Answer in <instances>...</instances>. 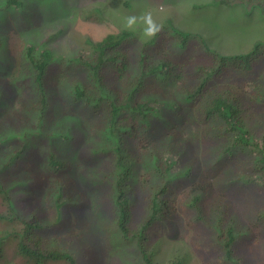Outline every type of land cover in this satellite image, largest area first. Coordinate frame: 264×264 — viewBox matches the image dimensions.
Masks as SVG:
<instances>
[{
	"label": "trees",
	"instance_id": "1",
	"mask_svg": "<svg viewBox=\"0 0 264 264\" xmlns=\"http://www.w3.org/2000/svg\"><path fill=\"white\" fill-rule=\"evenodd\" d=\"M209 3L242 7L241 20L253 23L245 34L256 30L250 48L216 55L198 31L180 32L177 45L142 42L119 24L95 41L83 36L71 56L53 53L52 36L9 51L12 71L0 75V261L154 264L146 230L180 216L205 264H254L264 233V0ZM1 4L21 10L24 0ZM84 143L85 156L76 151ZM181 181L188 187L175 194ZM106 222L110 236L94 241Z\"/></svg>",
	"mask_w": 264,
	"mask_h": 264
},
{
	"label": "rangeland",
	"instance_id": "2",
	"mask_svg": "<svg viewBox=\"0 0 264 264\" xmlns=\"http://www.w3.org/2000/svg\"><path fill=\"white\" fill-rule=\"evenodd\" d=\"M4 0H0V4ZM211 0H24L23 9L19 10V5H11L10 9L4 7V4L0 5V27H4L0 34V75L3 69H7V72L12 71V65H10L9 57L12 61L14 59V49L20 45V41L30 40V42L39 43L45 38L52 36L48 42V47L53 53H59L64 56H71L78 48H83L82 41L84 37L90 35L92 40L101 38L104 31H107L105 26L114 28L125 27V19L130 15H134L138 18L137 24L133 29L129 31L136 34H141L145 27L142 17L146 14H151L153 21L161 26L170 25L173 30L189 32L198 31L201 35H204V40L208 46L212 49L225 55L224 52H235L238 50H246L250 48L251 42L247 37L255 38L251 33L245 34L249 26L253 23H244L240 20L241 14H243L242 7L234 5L226 7L224 5H212ZM127 2V7L124 3ZM16 9V11H15ZM149 10L148 12H145ZM245 14L248 15V11L245 10ZM237 13H241L237 15ZM66 14V15H65ZM188 19V21H187ZM240 20L238 28L234 29V23ZM244 25V26H242ZM249 25V26H248ZM61 31V32H60ZM169 33L176 39L170 40L165 38L167 35H160L159 33L154 37V40L164 39L167 43L177 45L179 36L178 34ZM237 31L241 34H234ZM205 32V33H204ZM8 34V40L5 37ZM84 36V37H83ZM140 37V35H139ZM143 37V36H142ZM19 39V40H18ZM83 39V40H82ZM149 38H142V42H147ZM188 41V46L190 45ZM238 47H240L238 49ZM149 50L153 49V46L149 44L147 46ZM147 49V50H148ZM132 55L135 57L136 52L132 49ZM148 50V51H149ZM10 53L13 55H10ZM224 51V52H223ZM134 60V59H133ZM131 72H134L131 70ZM24 86L28 91L32 90L30 81H25ZM78 107L83 114H85L84 104H79ZM51 116L54 115L51 113ZM86 135V132H85ZM84 135V136H85ZM81 141V140H80ZM80 145L76 151L77 153L85 156L91 153V147L84 143ZM73 149V148H72ZM96 159H90V162H96ZM143 161V160H142ZM75 168L71 169L73 173ZM140 171L149 173L143 166L137 168ZM176 183L174 187L175 194H178V189L183 186L188 187V182ZM182 183V184H181ZM183 185V186H180ZM72 193L70 196H72ZM92 194V193H90ZM8 195V194H6ZM86 195V194H85ZM89 199V197H88ZM93 200L92 195L89 201ZM88 201V200H86ZM6 205V204H5ZM5 205L1 209L5 211ZM86 206V204L84 205ZM85 208V207H84ZM133 210L136 208L135 204L132 206ZM109 218L111 215L105 212ZM230 212L227 214H232ZM235 215V214H233ZM236 216L244 221L243 216L236 214ZM167 226H163L158 223L146 230L149 234V240L147 241L149 247L152 248L153 262L154 264H205L199 259L195 253L191 250L189 242V232L187 229H183V221L178 216H171ZM80 222L84 224H90L88 219L84 217L80 219ZM109 223H104L105 233H98L97 241L101 236H110ZM5 225L0 221V229ZM176 230L178 235L182 239H178L171 233L172 230ZM70 238V236H67ZM157 240V242H156ZM79 250V245L74 242ZM79 243L81 241L79 240ZM255 243V249L249 254L254 264H259L264 254V233L260 235V239ZM10 250H8L9 252ZM7 256L13 257V254L7 253ZM15 259V257H13ZM179 261V263H176ZM86 261L83 262V264ZM175 262V263H174ZM13 264H23L12 260ZM0 264L4 262L0 261ZM104 264V263H103Z\"/></svg>",
	"mask_w": 264,
	"mask_h": 264
},
{
	"label": "clouds",
	"instance_id": "3",
	"mask_svg": "<svg viewBox=\"0 0 264 264\" xmlns=\"http://www.w3.org/2000/svg\"><path fill=\"white\" fill-rule=\"evenodd\" d=\"M208 1V0H207ZM3 2H5V0L3 1ZM149 11V10H148ZM146 12V11H145ZM240 13H238L237 15H239ZM142 19H143V22H144V25H145V27L143 28V31H142V34H143V36L144 37H146V38H154L159 32H160V30H161V25H159V24H157V23H155L154 21H153V19H152V17H151V14H146L144 17H142ZM137 20H138V18L136 17V16H134V15H130V16H128V17H126V19H125V28L126 29H133L134 28V26L137 24ZM240 20H241V18H240ZM240 20L239 21H237V22H235L233 25H234V29L235 28H237V26L240 24ZM187 21H188V19H187ZM169 26V28L171 29V31L173 32V33H175V34H178V35H180V31H176L175 29L173 30V28L170 26V25H168ZM242 26H244V25H242ZM249 26V25H248ZM252 30V28H250V26H249V29H248V31H251ZM170 31V32H171ZM171 32V33H172ZM181 32H183V31H181ZM193 32V31H192ZM186 33H189V32H186ZM205 33V32H204ZM239 33V31H237L236 33H234V34H238ZM189 35H191L192 36V34H189ZM203 37H204V35H202ZM180 37V36H179ZM166 38H169L170 40L172 39V40H176L170 33H168L167 34V36H166ZM168 45L170 44V43H167ZM212 52L214 53V54H216V55H222L221 53H218L217 51H215V50H212ZM224 52V51H223ZM231 52H229V53H227V52H224V54H230ZM152 174V170H150V172L149 173H147V176H149V175H151ZM180 217V216H179ZM181 218V217H180ZM182 219V218H181Z\"/></svg>",
	"mask_w": 264,
	"mask_h": 264
}]
</instances>
